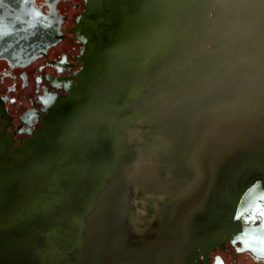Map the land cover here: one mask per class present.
Returning <instances> with one entry per match:
<instances>
[{"label": "flooded vegetation", "instance_id": "flooded-vegetation-1", "mask_svg": "<svg viewBox=\"0 0 264 264\" xmlns=\"http://www.w3.org/2000/svg\"><path fill=\"white\" fill-rule=\"evenodd\" d=\"M216 1L217 15L222 18L228 0H60L56 12L62 18V40L26 64L0 59V200L11 197L19 180L29 178L36 163L39 167L58 162L54 180L60 178L59 172L66 170L70 160L68 148L87 146L99 120L111 122V108L105 105L111 93V74L118 66L125 67L129 74L125 85L134 92L127 111L133 102L144 115L149 107L144 91L164 86L165 55L169 57L176 49L185 58L205 54L213 35L226 33L212 30L209 14ZM36 4L51 12L47 0H36ZM148 5L154 22L150 26L146 22ZM154 75L160 82L153 81ZM249 75L242 70L237 85L227 83L223 88L252 90ZM181 78L186 76L177 70L166 81ZM238 96L231 95L221 105L210 100L203 115L188 119L190 134L171 138L174 148L161 174L162 187L151 198V215L158 219L142 233L141 240L145 245L156 237L160 243L155 245L171 241L182 225L183 211L194 205L201 208L204 197L211 194L205 206L184 222L178 239L187 232L192 236L185 238L176 264H264V169L256 170L258 180L214 187L217 179L228 178L227 173H231L230 179L234 177L228 166L238 148L232 150V146L245 131L227 124V119L251 120L249 106L240 108ZM245 96L253 98L254 94ZM108 127L111 132V123ZM157 142L146 141L143 148H152ZM182 150L207 157H188L181 166L175 162ZM81 161L80 168L87 171L100 162L98 158L94 163L84 154ZM251 183L250 196H241ZM233 213L237 216L231 218ZM211 223V230L204 231Z\"/></svg>", "mask_w": 264, "mask_h": 264}, {"label": "bare ground", "instance_id": "bare-ground-1", "mask_svg": "<svg viewBox=\"0 0 264 264\" xmlns=\"http://www.w3.org/2000/svg\"><path fill=\"white\" fill-rule=\"evenodd\" d=\"M261 1L262 4L259 6L255 4V0H229L225 16L219 18L217 23L212 21V30L220 33V30L224 31L226 26H230L228 25L232 20L230 16H233L235 24H238V31L230 42L222 39L223 33V36L218 34V37H214L213 35V40H218L219 45L208 51L206 55L198 53L185 58L180 49H176V52L169 57L165 55L164 86L157 90L158 93L156 88L153 90L151 87L144 91V98L149 104L144 115L139 112L138 104L135 106L133 102L130 112L127 111V103L133 98L134 92L125 85L129 82V74L125 67L123 69L117 67L116 72L111 74V93L107 96V103L104 102L105 106L111 108V122L99 120V127L94 137L88 139L87 146H81L78 150L68 148L67 154L70 160L66 170L59 172L62 174L60 178L54 180L55 175L52 173L48 188L54 192L47 202L68 200L70 193L74 196L78 194L76 200L72 202L68 200L71 203L68 205L65 221L59 225L50 224L49 227L33 225L34 230L28 229L26 233H17L10 228L15 221L25 218L21 211L16 212L9 219L0 217V231H2L0 264H85L80 261L87 251L92 257L89 264H151L152 262L154 264H176L180 260L183 254L182 244L185 246V238L189 239L192 236V234L189 236L187 232V236L182 235V240L178 239L184 222L198 213V209L205 206L204 202L211 194L204 197L201 208L194 205L192 209L195 207V210L185 209L183 211L184 216H180L181 219L183 218L180 229L174 235V239L165 242L164 245L153 243L145 245L141 240L142 233L137 235L138 240H131L130 236L125 239V236L129 235V231L126 230V221L132 207V194L130 193L132 183L141 177L139 172H134L136 162L141 158V163H143L150 156L159 153L167 154L168 159V155L174 148L171 138L176 134H190L191 122L188 120L190 117L203 115L210 100L221 105L229 100L231 95L239 93L238 105L240 108L249 106L246 110H249L247 116L251 120L249 123H242L231 122L227 119V124L238 128L244 127L245 131L238 136L237 144L232 146V150L238 148L237 152H234L235 155L231 156L234 158V160L231 159L233 162L229 159L223 164L226 167L231 162L228 168L232 171L228 172H234V177L230 179L231 173H227L228 178L217 179L214 187L231 184L232 181L237 183L238 181L258 180L256 170L264 169V0ZM257 9L260 10L258 13ZM150 25L147 23V26ZM209 46L210 43L207 47ZM194 51L193 49L192 52ZM253 55L255 67L250 59ZM216 69L225 73L224 81L221 83L218 81V87L212 92L205 106L194 112L191 109L188 111L191 103L188 104L187 101L198 91L194 90L195 86L192 87L198 78L190 82L191 77L197 71L203 74L210 70L217 71ZM177 70L186 78L166 81L167 76ZM242 70L250 72L248 77L252 79L254 89L223 88L227 83L229 86L237 85L242 80ZM153 78L156 83L157 77L154 75ZM247 92L253 93V98L252 96L247 98L245 96ZM129 113L130 117H125ZM151 118L158 120V127H156L158 130L150 124ZM110 123L111 132L108 127ZM135 135H138V138L133 140ZM154 138L158 140V145L144 149L145 142L149 144L151 139L155 140ZM252 146L254 149L248 156L247 150ZM84 147L87 148L84 149ZM75 153L81 157L83 154L88 155L94 159V163L99 158V166L92 171L82 170L79 166L82 161L74 163ZM179 153L181 156L176 158L175 164L180 163L181 166L187 162L188 157H207L205 154L198 155L191 150H182ZM185 153L187 154L183 157ZM244 153L245 156H243ZM237 157L239 158L236 160ZM174 160L175 157L173 162ZM36 164L35 168L38 167V163ZM102 164L104 165L101 166ZM45 167V170L37 173L32 174V171L29 178L49 172L50 166L46 164ZM68 175L72 176L71 180L67 187L66 184L62 186V182L68 178ZM252 184L254 183L245 188L240 195L246 197L249 194L250 196L248 192L252 189ZM161 187L162 184L159 188ZM107 199L109 202L105 203ZM108 206L111 210L106 208ZM154 215H151V219L156 218ZM96 231L97 234L92 233ZM17 243L31 247V252L22 251L24 261L3 259L1 255L11 254L10 245L14 246Z\"/></svg>", "mask_w": 264, "mask_h": 264}, {"label": "rangeland", "instance_id": "rangeland-1", "mask_svg": "<svg viewBox=\"0 0 264 264\" xmlns=\"http://www.w3.org/2000/svg\"><path fill=\"white\" fill-rule=\"evenodd\" d=\"M255 4H258L260 6L262 4V1L255 0ZM213 7L214 8H211L212 12L210 13L209 18L214 23H217L216 21L219 19L217 15L218 1L215 2ZM259 11L260 10L257 9V13ZM230 18L232 19L231 23L228 24L230 26H226L225 28L223 27L224 29L228 30L225 34H223L224 36L222 35L223 38L221 37L222 39H225V42L228 41L230 42L234 38V34L237 33L238 31L237 30L238 24H235L233 16H230ZM194 19H196V16L193 17V20ZM146 22L149 25L153 22L152 8L150 7V5H148ZM216 36L217 33L215 37ZM217 45H219L218 40H212V42H210V46L205 48L204 51L206 52L211 51ZM206 54L207 53H205L204 55ZM250 59L252 60L253 66L255 67L254 55L251 56ZM215 61L218 62L219 60L218 61L215 60ZM219 70L217 71L210 70L209 72H205L203 74H201V71H197L194 74V76L191 77L190 82L198 78L196 83L192 85V87L195 86L194 90L196 91L198 90V91L193 95L192 98L189 97L187 102L188 104L190 103L191 104L189 105L190 107L188 108V111L189 109H191L194 112L196 110H200L201 107L206 105L208 98H210L212 92L216 90V88L218 87L217 86L218 81H220V83L224 81L225 73H222V71ZM156 81L160 82L159 79ZM150 124L152 125L153 128L158 130L156 128L158 127V120H153V118H151ZM137 138L138 135H135L133 140ZM76 153L73 159L74 163H77L78 161L82 160L81 155L79 156ZM166 157L167 154L163 155L159 153L150 156L149 159L144 160L143 163H141V158L137 160L134 172L136 173L139 172L141 177L137 178L132 183L133 191L130 192L132 194L131 196L132 207L129 211V217L126 221V230L129 231V235L125 236V239H127L130 236L131 240L133 239L138 240L137 235L146 232L149 226L156 221L155 219H158V218L151 219L150 214H152L153 212V205L151 198H153V192L156 191V188L161 185V181H162L161 174L165 170ZM45 165L36 167L33 170L32 174L45 170L46 168ZM59 165L60 164L58 162L57 163L55 162L50 166L51 169H49V172H43L38 177L33 176L32 178H25V179L21 178L19 180V183L15 186L14 191L10 194L11 197L8 200L7 199L0 200L1 218L3 217L9 219L11 216H13V214L19 211H21L25 216L24 219L17 220L15 221V223H13L14 225L10 228L12 229L13 232L26 233L28 229L34 230L35 225H40L42 227H49L50 224L59 225L60 223H63L65 221V215L67 213L68 205L73 200H76L78 198V194H75L76 196H74L70 193V197L68 198V200H70L71 202H69L67 199L63 201L59 200V201L47 202V200L51 197L52 193L54 192L51 191L50 188H48L50 184L49 182L51 181V177L55 175L56 170L59 168ZM71 177L72 176L68 175V178H66V180L62 182V186L66 184L65 186L67 187L69 181L71 180ZM37 179H39V181H37ZM43 200L45 201L43 202ZM52 200H56V199H52ZM65 201L67 202L65 203ZM108 202L109 200L107 199L105 203ZM106 208L110 209L109 206ZM130 221L132 223H130ZM92 233L97 234V231ZM1 235H2V231H0V236ZM154 239H151L150 241H153ZM28 246L30 245H25L23 243H17L14 246L10 245L9 249L12 250V253L2 254L1 256L3 259L7 261L9 260L24 261V254L22 253V251L31 252V247ZM14 257L15 258L18 257L19 259L18 258L13 259ZM91 258H92L91 254L87 251L86 254L83 255L80 262H85V264H87L88 262L90 263Z\"/></svg>", "mask_w": 264, "mask_h": 264}, {"label": "water", "instance_id": "water-1", "mask_svg": "<svg viewBox=\"0 0 264 264\" xmlns=\"http://www.w3.org/2000/svg\"><path fill=\"white\" fill-rule=\"evenodd\" d=\"M47 1L51 8L49 13L44 12L36 0H0V59L26 64L33 58L45 55L51 46L62 40L65 36L61 28L62 18L56 12L60 0ZM253 149L252 146L247 150L248 156ZM234 216L237 215L233 213L230 217ZM212 226L211 223L203 230H211ZM150 242L160 243L157 237Z\"/></svg>", "mask_w": 264, "mask_h": 264}]
</instances>
